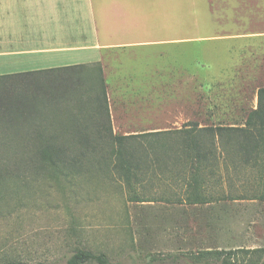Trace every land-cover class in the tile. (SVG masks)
<instances>
[{
	"label": "rangeland",
	"instance_id": "obj_1",
	"mask_svg": "<svg viewBox=\"0 0 264 264\" xmlns=\"http://www.w3.org/2000/svg\"><path fill=\"white\" fill-rule=\"evenodd\" d=\"M201 5V0H176L177 36L193 39L186 44L193 46V74L191 84L182 81L177 86L181 89L162 92V129L189 122L242 125L256 107L258 86L264 85V76H253L249 83L223 81L204 89ZM127 69L137 74L136 67ZM91 82L80 86L84 106L59 101L58 110L50 106L41 115L44 137L75 144L67 149L77 157L86 153L81 161L46 173H8L0 179V264H67L80 249L103 252L113 264H219L212 256L198 255L207 249L236 250V259L244 264L264 260V200L250 199L264 189L256 171L235 177L237 193L248 195L236 201L193 205L168 201L176 190L182 191L170 174L162 179L144 176L143 184L133 178L132 185L99 157L109 150L107 144L95 152L78 144L85 135L99 134L95 117L87 115V96L96 93L85 89L93 86ZM89 117L92 124L85 121ZM136 193L148 200L131 199Z\"/></svg>",
	"mask_w": 264,
	"mask_h": 264
},
{
	"label": "crops",
	"instance_id": "obj_2",
	"mask_svg": "<svg viewBox=\"0 0 264 264\" xmlns=\"http://www.w3.org/2000/svg\"><path fill=\"white\" fill-rule=\"evenodd\" d=\"M201 1L204 89L264 76V0ZM192 40L176 0H0V75L101 63L116 134L162 129V92L192 83Z\"/></svg>",
	"mask_w": 264,
	"mask_h": 264
},
{
	"label": "trees",
	"instance_id": "obj_3",
	"mask_svg": "<svg viewBox=\"0 0 264 264\" xmlns=\"http://www.w3.org/2000/svg\"><path fill=\"white\" fill-rule=\"evenodd\" d=\"M92 69L97 70V74H91ZM86 81L93 84L85 88L87 92L92 89L96 93L94 96L88 94L86 102L90 106L87 115L95 117L94 121L90 117L85 121H91V124L93 121L99 134L85 135L78 144L83 148H95L93 152L107 144L109 150L99 157L120 172L127 182L131 183L134 178L135 182L143 184L144 176L155 174L162 179L170 174L182 191L176 190L173 198L166 199L193 205L245 199L248 195L237 193L234 179L240 174H248L249 168L255 167L258 176L264 179V86L257 91L258 106L249 111L242 125L201 126L189 122L181 128L116 134L109 109L107 82L99 62L0 75V179L8 173L20 171L46 173L48 169L72 165L86 154L77 157L78 153H69L67 149L75 144L58 143L44 137L45 125L41 119L42 114L49 112L50 106L58 110L59 101L84 106L80 86H88ZM31 126L37 129H31ZM216 187L217 191L214 190ZM251 195L264 199V189ZM131 199L148 200L137 193ZM236 254V250L222 249L198 253L201 257L212 256L213 260H219V264H244L236 259ZM6 264L25 263L12 261ZM67 264L113 263L103 252L80 249L69 257ZM259 264H264V260Z\"/></svg>",
	"mask_w": 264,
	"mask_h": 264
}]
</instances>
